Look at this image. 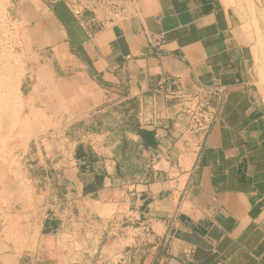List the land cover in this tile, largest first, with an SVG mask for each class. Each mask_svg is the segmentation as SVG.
<instances>
[{
    "label": "crops",
    "instance_id": "obj_1",
    "mask_svg": "<svg viewBox=\"0 0 264 264\" xmlns=\"http://www.w3.org/2000/svg\"><path fill=\"white\" fill-rule=\"evenodd\" d=\"M134 7L113 19L76 15L67 0H21V45L32 69L20 91L29 94V109L43 93L70 122L84 121L90 131L81 142L112 174L120 140H132L148 157L146 170L156 175L146 215L130 211L125 191L109 199L82 197L75 142L52 163L69 182L66 202L48 207L38 226L30 220L7 229L26 231L18 242L22 254L44 250L52 260L65 250L89 248L97 238L103 256L118 264H264L260 0H137ZM177 89L189 98L171 97ZM132 99L137 124L156 130L163 143L160 163L130 131L131 111L123 105ZM160 169L167 176H159ZM33 173L29 182L49 194L52 182L40 186L38 170ZM20 197L30 202L27 191ZM143 241L148 252L139 261ZM0 258L18 264L21 257L5 252Z\"/></svg>",
    "mask_w": 264,
    "mask_h": 264
},
{
    "label": "rangeland",
    "instance_id": "obj_2",
    "mask_svg": "<svg viewBox=\"0 0 264 264\" xmlns=\"http://www.w3.org/2000/svg\"><path fill=\"white\" fill-rule=\"evenodd\" d=\"M20 1L0 0V256L7 252L21 257L18 264H32L33 261L35 264H118L120 261L103 256L97 238L89 248L65 250L55 260L49 259V254H43L44 250H31L28 254L21 252L22 246L18 242L26 234L25 230L19 229L22 228L21 225L32 220L38 226L47 208L55 209L58 201L56 196L55 201H51V191L48 194L45 189H37L34 181L29 182L31 175L35 178L34 169L38 170L40 186L44 179L52 183L55 179L62 182L60 171L56 172L52 163L60 158L63 151L70 153L74 143L83 141L90 129L84 121L70 122L64 117L62 109H51L50 104L44 100L43 93H38L37 107L33 110L28 108L29 94L24 90L21 92L20 85L23 79L30 80L25 75L27 71L29 75L32 65L21 45L25 28L20 21ZM260 10L264 30V0H260ZM39 52L41 51L38 50ZM48 54L44 51L42 57L46 59ZM44 59L41 63H44ZM259 66L264 86V58H260ZM62 73L58 71V75L61 76ZM25 191L28 193V200L30 199L26 204L20 197ZM94 220L102 224L100 219ZM123 223L128 226L131 220L125 219ZM12 224H20L21 227L17 230L7 229ZM2 238L5 252L2 251ZM147 245L146 241L140 243V251L135 254L137 260L146 256ZM129 255L131 252L128 255L124 253L123 260L129 258ZM0 264H3L1 258ZM122 264L127 263L124 261Z\"/></svg>",
    "mask_w": 264,
    "mask_h": 264
},
{
    "label": "trees",
    "instance_id": "obj_3",
    "mask_svg": "<svg viewBox=\"0 0 264 264\" xmlns=\"http://www.w3.org/2000/svg\"><path fill=\"white\" fill-rule=\"evenodd\" d=\"M137 100L132 99L130 103L123 105L125 110L129 113L131 111L132 126L130 131L137 132L140 136V145L145 150H153L156 158L160 163L165 155H162V141L157 136L156 130H148L141 128L137 124L138 107ZM118 159L114 173H110L104 166L101 157L89 145L84 142H79L75 150V163L78 167V177L83 180L82 197L100 198L109 195L112 198L115 192L125 191V198L130 199V211L140 212L142 217L147 213V206L152 198L148 197L150 192L149 185L155 181L156 175L150 169L146 170V163L148 157L142 155L136 144L124 137L120 140L116 153ZM170 160V159H168ZM57 172V171H56ZM62 182L55 181L52 183L51 201H55L54 197H58L56 203H65L69 192V182L63 176ZM158 175L167 176V173L162 169L159 170ZM144 177L143 183H138ZM138 180V181H137ZM75 192V191H74ZM163 195V193L161 194ZM160 195V197H162ZM131 201H134L133 203ZM137 201L142 204H138ZM59 220L54 222V226L59 225ZM48 234V232H46Z\"/></svg>",
    "mask_w": 264,
    "mask_h": 264
},
{
    "label": "built area",
    "instance_id": "obj_4",
    "mask_svg": "<svg viewBox=\"0 0 264 264\" xmlns=\"http://www.w3.org/2000/svg\"><path fill=\"white\" fill-rule=\"evenodd\" d=\"M137 0H67L70 8L81 16L85 12L101 15L104 18H125L132 9H135ZM205 94H210L205 91ZM171 97L181 100L189 98L190 93L177 89L169 93Z\"/></svg>",
    "mask_w": 264,
    "mask_h": 264
}]
</instances>
